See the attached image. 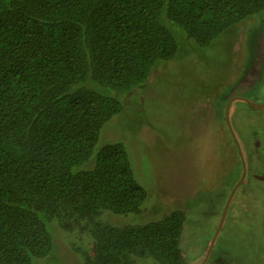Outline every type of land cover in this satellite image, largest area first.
Returning <instances> with one entry per match:
<instances>
[{
  "label": "trees",
  "instance_id": "trees-1",
  "mask_svg": "<svg viewBox=\"0 0 264 264\" xmlns=\"http://www.w3.org/2000/svg\"><path fill=\"white\" fill-rule=\"evenodd\" d=\"M262 10L264 0H0V264L52 252L44 218L91 228L82 264H187L182 209L143 224L98 220L141 214L148 196L123 143L96 148L124 109L100 87L131 93L173 59L168 22L206 46Z\"/></svg>",
  "mask_w": 264,
  "mask_h": 264
},
{
  "label": "rangeland",
  "instance_id": "rangeland-1",
  "mask_svg": "<svg viewBox=\"0 0 264 264\" xmlns=\"http://www.w3.org/2000/svg\"><path fill=\"white\" fill-rule=\"evenodd\" d=\"M167 24L179 41L173 59L159 60L146 83L131 93L100 87L120 99L124 109L105 122L96 148L123 143L148 196L141 214L104 212L98 220L143 224L182 209L186 220L181 247L189 264H201L200 258L209 254L208 264L218 256L226 262L216 264H264V181L259 178L264 179V107L240 100L234 103H240L237 108L230 106L229 117L244 148L242 174L247 175L213 241L234 187L227 188L235 178L230 175L239 165L226 131L220 140L223 128L214 106L227 124L225 101L230 96L243 94L264 103V10L206 46L187 39L180 25ZM93 166L94 156L81 168ZM44 219L54 248L48 256L32 259L33 264H82L87 253L93 254L90 227L78 224L66 230L58 219ZM140 260L159 264L151 258Z\"/></svg>",
  "mask_w": 264,
  "mask_h": 264
},
{
  "label": "flooded vegetation",
  "instance_id": "flooded-vegetation-1",
  "mask_svg": "<svg viewBox=\"0 0 264 264\" xmlns=\"http://www.w3.org/2000/svg\"><path fill=\"white\" fill-rule=\"evenodd\" d=\"M238 100H240V101H242V102H245L247 105H249V106H252V107H258L257 105L256 106H253L251 103L252 102H254V103H257V102H255V101H252V100H250V99H248L246 96H244L243 94L242 95H238V96H234V95H232V96H230L225 102H227V105L229 104V102H230V106L231 105H233L236 101H238ZM240 103H238V104H234L233 105V108L235 109V108H237L238 107V105H239ZM262 104H264V103H262ZM227 105H226V110H227ZM230 106H229V109H230ZM215 107V114L217 115V117H218V119L220 120V122H221V124H222V128L223 129H221V132L219 133V134H221L220 135V140H222L223 141V136H224V134H225V131L227 132V134H228V137L229 138H231L232 139V141H233V143H234V145H235V149H236V152L238 153V161H239V165H238V167H236V168H234V171H233V173L230 175L231 177H230V179L232 180V178H234V181L232 180V183L233 184H231V185H228V187L227 188H231L232 186H236L237 185V183H239L240 181H241V179L242 178H244L245 176H243V174H244V172H243V174H242V167H243V164L242 163H244L243 162V160H242V158H241V155H240V149H239V146L237 145V143H236V141H235V139H234V137H233V135H232V133H231V129H230V127H229V124H228V121H227V112H226V121H227V124H226V122H224L223 121V119H222V117L220 116H218V112H217V109H216V105L214 106ZM228 116H229V113H228ZM229 119H230V117H229ZM217 120V119H216ZM225 129V130H224ZM235 133V132H234ZM236 135V134H235ZM236 137H237V139H238V136L236 135ZM238 142H239V145H240V148H241V152H242V154H243V156H244V148H243V146H242V143H241V140H239L238 139ZM236 165H237V162H236ZM240 167V168H239ZM240 172V173H239ZM256 175V173H253V176L254 177H256L255 176ZM260 179H262V181H264V179L263 178H261V177H259ZM244 182V179H243V181L242 182H240V184L237 186V188H239L240 187V185H242V183ZM234 187L232 188V189H234ZM224 211V210H223ZM186 213V212H185ZM218 215V216H217ZM216 216L217 217H219L220 218V212H219V214H217ZM223 216V215H222ZM222 218V217H221ZM221 221V220H220ZM220 224V223H219ZM218 229H220L219 228V226H218V228H217V230ZM216 230V231H217ZM218 232H219V230H218ZM215 234H216V232H215ZM217 235V234H216ZM214 237H215V235H214ZM216 238V237H215ZM213 240H215L214 238H213ZM213 242V241H212ZM206 256V255H205ZM208 257H210V254L207 256V258H204V256L203 257H201L200 258V261H201V264H208ZM184 259H185V255H184ZM202 259V260H201ZM222 259V261L223 262H226V260L224 259V258H221V257H216L215 259H214V261H213V264H216V262H217V260H221ZM186 260V259H185ZM210 261V260H209ZM186 263L187 264H189V262L186 260ZM194 264H197V263H194Z\"/></svg>",
  "mask_w": 264,
  "mask_h": 264
},
{
  "label": "water",
  "instance_id": "water-1",
  "mask_svg": "<svg viewBox=\"0 0 264 264\" xmlns=\"http://www.w3.org/2000/svg\"><path fill=\"white\" fill-rule=\"evenodd\" d=\"M251 104H252L253 106H256V105H257L258 107H261V108L264 107V104H262V103H254V102H252ZM229 106H230V102H229V104L227 105V110H226V112H227V121H228L229 127H230V129H231V133H232V135H233V137H234V139H235L237 145L239 146V149H240V155H241V158H242V160H243V162H244V156H243V154H242V152H241V148H240V145H239L238 139H237V137H236V135H235V133H234L232 127H231V124H230V119H229V116H228V113H229ZM243 176H244V174H243ZM243 179H244V178H242L240 182H242ZM240 182L237 183V185L234 187V189L232 190V192H231L230 195H229V198H228V200H227V202H226V204H225V208H224L223 216H222L221 221H220V224H219V228L221 227V225H222V223H223V220H224V217H225V215H226V212H227V209H228L229 203H230V201H231V199H232V197H233V195H234V192H235L236 189H237V186L240 184ZM218 230H219V229H218ZM218 230L216 231V234L218 233ZM216 234H215V237H216ZM215 237H214V239H215ZM213 241H214V240H213Z\"/></svg>",
  "mask_w": 264,
  "mask_h": 264
}]
</instances>
